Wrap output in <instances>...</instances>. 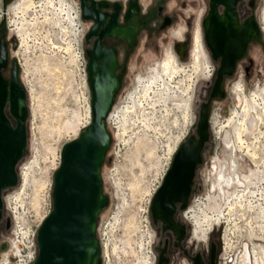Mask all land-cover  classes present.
<instances>
[{
	"label": "rangeland",
	"instance_id": "1",
	"mask_svg": "<svg viewBox=\"0 0 264 264\" xmlns=\"http://www.w3.org/2000/svg\"><path fill=\"white\" fill-rule=\"evenodd\" d=\"M20 1L2 0L0 3V12H6L5 17L3 16L4 21L1 23V30L8 38V58L14 59L18 65V79L26 90L25 98L28 108V117L25 124L27 149L15 168L18 174L19 168L22 165H27L28 162H35L37 167L34 173L31 172V168L26 171L29 173L28 185L25 186V190L27 189L26 192L24 190L25 195L23 196L24 192L20 195L22 201L18 204L15 201V197L23 190L21 189L19 192L18 185L7 189L6 193L3 194V201L5 197L15 196L18 193L11 202L16 205V209H19L18 212L20 211L23 217L22 220H25V223L32 224L38 218L41 220L48 209L44 207L45 204L48 206L47 195L50 189L48 194L45 190L39 192V189L43 182L52 178V171L49 170V167L52 166L53 157L60 151L63 143L77 135L78 128L81 127L84 120V94L79 86L76 77V65L73 63V55H71L75 52L76 39L80 36L81 31L77 32L73 27L74 23L71 24L64 15L55 16L51 14V10L45 7L47 0H33L35 3L41 4V7H35L36 11L26 17L27 23H25V21H21L23 20L22 15L16 11ZM66 1L74 5L77 2L76 0ZM174 2L175 0H167L165 5L170 8ZM255 6L253 11L261 30V37L248 47V55L251 57L250 61H252L251 83L243 84V89L245 93H250L247 96H250L251 93L264 96V88L259 91L252 89L256 83L261 84L264 82V0H257ZM176 13L182 17L179 10L176 9ZM180 21V18H177L174 26L166 34L155 37L150 41V44L144 47L139 43L130 52L124 65L126 67L124 82L118 93H116L113 102V109L116 111H123L125 107H129V110L123 116L124 120H120V111L116 115V120L112 121V125L109 124L108 128L106 127L112 138L109 148L106 149L104 161L100 164L101 192L108 196V204L99 213L100 227L106 229L108 247L111 250L113 247L118 249L122 247L119 255L111 253L109 264H136L144 253L148 254L151 237L144 228V225L148 227L147 221H144V211L145 203L151 191L150 188L156 184L164 169L168 147H171L177 138L184 134L185 130H187L185 132L186 136L193 132L198 108L196 105L198 101L196 90L201 78L204 79L203 71H205L203 67L202 71L198 73L191 72L194 65L192 61L195 46L194 34L199 30L196 24L190 35L189 50L187 49L181 60L176 56L180 61H178L180 65L177 68L184 71L176 72V75L174 74L168 78L170 80L165 78L163 79L164 82L162 80L158 85H154L151 91L144 93L147 96L136 94L134 105L128 101V96L134 92L135 88H138L135 81L137 77L144 78L147 75V68L150 69L156 65L159 72L162 70L161 68L167 58L164 57V54L167 51L171 52L170 44L174 42L173 37L175 36H171L172 31L175 33L182 28ZM14 22L19 23V29L15 30L14 24H12ZM8 24L10 31L6 30ZM15 33L20 35V39L14 36ZM163 36L166 37V42L161 39ZM203 47L205 53L208 54L210 63L203 58L202 65L205 66L207 63L206 66L209 67L212 63L204 42ZM257 68H262L263 73L255 75ZM164 83H166L165 89L168 88V91L163 90L162 93L165 94H162L161 90ZM230 89L231 87H227L225 84L224 99L216 100L210 104L208 119L212 122L216 119L225 120L216 123L217 130L221 124H225L226 120L232 116L235 108H238L234 104V97ZM190 97L191 115L188 122H186L184 120V105ZM139 103L141 104L139 105ZM191 120H194V122L192 126H189ZM212 122L210 126L215 127ZM252 142L254 150L258 149L261 143L264 144L261 137ZM220 144L219 136L212 132L203 155L202 160L204 163L207 162L210 165L216 161L215 159H223L224 153ZM254 145L257 147L255 148ZM262 155H264V150ZM247 157L244 155L239 163L251 168L252 164ZM256 159L253 160L255 164H257ZM209 169L203 167L204 172L202 173L207 176L205 173L208 170V176L211 178L212 174H210ZM258 174V172L252 170L248 176L251 189L255 187L253 180L258 177ZM199 201H189L191 203L190 207L196 203L192 207L194 213L198 212ZM9 205L11 206L10 203ZM4 214L9 216L8 212ZM233 219L235 226L238 227L237 229L232 224L228 227L226 224H221L218 227V257L220 264H226L242 248L243 244L248 242H251L250 248L255 247L264 258V240L257 241L256 239L247 238V230L257 228L259 224L253 219L252 213H239ZM198 235H200V232ZM223 235L224 240L220 238ZM261 235L263 236L264 232L256 229V236ZM2 236L9 239L14 238L9 231L8 233L0 231V241L3 239ZM200 241L204 240L200 239Z\"/></svg>",
	"mask_w": 264,
	"mask_h": 264
},
{
	"label": "water",
	"instance_id": "2",
	"mask_svg": "<svg viewBox=\"0 0 264 264\" xmlns=\"http://www.w3.org/2000/svg\"><path fill=\"white\" fill-rule=\"evenodd\" d=\"M81 18L93 17L88 11L101 2L92 0H77ZM134 0L129 1V5ZM212 16L209 14L202 21L203 42L206 49L215 59L219 56L215 80L209 90V99L221 97L218 84L221 76L231 73L234 61L242 54L250 35H256L255 25L250 30L236 27L231 22L227 29L217 31ZM226 27V26H225ZM129 39L122 29L104 31ZM132 35V31L129 32ZM101 35V34H100ZM4 39L0 38V70L6 64ZM176 43L173 51L181 60L184 50ZM180 48V49H179ZM89 55L88 84L90 90V121L75 138L62 144L59 151V164L52 173L50 188L49 212L40 221L36 229V256L29 264H100L98 242L95 237V227L99 213L107 204L101 186L100 164L104 161L106 149L109 148L111 136L105 127V117L112 105L113 93L119 87V77L114 76L116 57L114 49L101 47L97 38ZM17 63L11 64L10 78L7 82L0 74V193L2 190L15 186L16 163L23 157L26 148V120L28 108L26 90L17 78ZM5 102L8 103V113L14 118L15 124L10 123L3 112ZM196 121L192 134L182 140L171 158V165L163 175L162 182L153 193L149 212L153 221L159 220L162 227L172 230L181 227L173 223L171 215L174 203H181L183 208L187 202L189 187L192 183V173L200 163L202 145L208 139L207 105L199 104ZM1 208V197H0ZM2 210L0 209V218ZM9 217L6 218V229L9 228ZM178 236L177 238H179ZM5 242L0 244V251L6 249ZM213 246L210 248L211 263ZM156 264H165L163 255L159 254ZM194 264H200L195 257Z\"/></svg>",
	"mask_w": 264,
	"mask_h": 264
},
{
	"label": "flooded vegetation",
	"instance_id": "3",
	"mask_svg": "<svg viewBox=\"0 0 264 264\" xmlns=\"http://www.w3.org/2000/svg\"><path fill=\"white\" fill-rule=\"evenodd\" d=\"M29 1L30 0H24L23 3L27 5ZM58 1L59 0H54L52 4L54 5ZM92 1H94L95 3L96 2L102 3L100 8H96V4H94L91 7V9L88 11L93 16L97 17L98 22H96V20H94L93 17L81 18V25H80L82 27L80 41H81V48L83 51L82 55L85 61L84 82H86L87 91H88L87 96L89 97V101H90V96H89L90 90H89V84L87 82L88 71L86 68L88 64L89 55L86 52L92 50L97 38L99 40V44L101 47H106L107 49L110 50L111 48L114 49V53L116 57L117 65L116 68L114 69L113 74L114 76L119 77V79L117 80L119 81V87L117 91L113 93V98H112V105H113L114 99L116 97V93H118L124 82L123 79L125 78V71H126V67L124 65L126 64L130 52L133 49H135L139 45V43H141L142 47L150 44V41L153 40L155 37L159 35L160 36L164 35V33L166 34L171 29V27L174 26L175 24L174 22L177 20V18L178 19L180 18L181 20L180 23L182 24L180 26H182V28H180L175 33L174 31H172L171 36L174 35L176 38L173 37L174 42L170 44L171 52L167 51L164 54V57L165 56L167 57L166 59L168 58L171 59L175 66L176 65L179 66L180 65L178 63L179 60L177 59L178 56L172 50L174 45H176V43L181 44L180 48H182L181 50H184V54H186L190 43V38H191L190 35L192 33V29L195 26V24L199 29L198 32L194 34L195 46L192 53V61L194 63H197L198 64L197 67H199V69H197L195 73L202 71L203 67H204L203 70H205L203 71L204 79L201 78V82L199 83L198 88L196 90L198 97V101L196 105L198 106V108L200 106L199 104L201 103H206L207 105L206 119L208 126L207 127L208 139L204 142V144L202 145V149L200 151L201 161L199 165H196L194 169V173H192L193 175L192 183L191 186L189 187L190 190L187 196V202L183 208H181V203H174L173 213L170 216L173 223L177 224L178 227H181L180 229L181 234L178 231L179 228H176L174 230L170 228L163 229L162 223L159 222L158 219L153 221L152 218H150L149 203L151 202L152 196L148 202V211L146 218L148 219V226L150 228V232H152L151 242L149 244V247L155 255L154 259H156L159 254H162L165 264H194L195 257H197L200 264H210L211 257L209 256H210V248L212 245L213 246L212 262L213 264H220L218 257L219 255L218 227L213 228L209 234L203 237L201 235V232L200 235H198L199 231L196 229L197 225L195 223L194 218L201 217L203 215L214 217V215L218 216L219 213L221 212L227 214L229 211L227 207H229L230 204L229 202H231L228 201V197L230 195L232 196L236 190L245 191L247 189L246 188L247 184L246 181L244 180V177H248L250 175V170H249L250 166L246 167L244 165H240L239 163V160L242 157H244V155L246 154L244 153L242 154V152L236 150V146H235V152H232L231 148H228L227 146L224 145L223 133L226 130H229V132H231L232 135L231 138L234 142L233 146L235 144L233 130L224 129L229 119L226 120L225 124H221L220 128L217 130L218 126H216V123L224 122L225 120L220 121L219 119H216L215 121L212 122L210 119H208L209 117L208 111L210 108V104L212 102L216 100L224 99L225 96L224 88L226 84L227 87H231L230 90L234 97V102H235L234 104L238 107L237 109L235 108L234 112L237 113L238 119L243 117L244 97L250 94L244 92L243 84H247L248 82L251 83L250 74L252 68V61H250L251 57H249L248 55V50H249L248 47L252 42H254L255 40L256 41L259 40L261 37V33H260L261 30L258 26L257 23L258 21L256 20L257 17L255 16L253 11L254 8L256 7L255 5L257 4V0H175L174 4L170 8H167L165 5V2L167 0H147V1L134 0V3L130 5H129L130 0H92ZM46 6L49 7L48 1L46 3ZM175 8L180 11L182 17L176 13ZM31 14L32 13H29V16ZM209 14L212 16L213 19L212 22L214 23L217 31L219 30L221 31L222 28L227 29L228 27L227 24L231 22H233L236 25V27L242 28L243 30H245L246 28L250 30V25L253 24L255 25L257 31L255 33L256 35H250L248 41L245 44V47H243L244 50L242 54L236 61H234V65L231 73L228 75L221 76V79L218 84L219 87L218 90H220V93L222 94L221 97H212L210 99H209V90L216 78L215 77L216 69L220 59L219 56L213 59L208 49L205 48L209 53L211 63L213 65L211 64V66L209 67L206 66L207 63L205 64V66L202 65L203 58H205V60L208 63H210L208 54L205 53L203 49L204 47L202 42L203 39L202 21H204V19L207 18ZM114 29L124 30V34L127 36L129 40L126 41V39H124L123 36L116 37L115 35L100 33V31L112 32L114 31ZM130 31L133 32L132 35H130L129 33ZM1 37H3L4 39L3 44L6 52V56H5L6 64L5 67L1 68L0 74L1 77L8 82L10 78L11 64L14 59L8 58L9 56L8 43H7L8 38H6L5 35L3 34V30H1V22H0V38ZM161 39H163L164 42L167 41L166 37L164 36ZM192 42H193V35H192ZM17 69H18V65H17ZM156 69H158L157 65L151 67L150 69L147 68V75L144 78H141V76L137 77L135 81L138 84V86L140 81H146V79H150V78L154 79ZM262 73H263V69L257 68L255 75L257 74L260 75ZM17 78H18V71H17ZM262 88H264V82L261 84L256 83L252 87L254 91H259ZM133 93H131L128 96L129 103H134L135 96L133 95ZM189 99L191 100V97ZM7 111H8V103L5 102L2 113H4V115L8 119L10 126H13L15 124V120ZM260 113L261 112L259 111V115ZM193 122L194 120H191L189 126H192ZM211 122L215 127L210 126ZM247 130L249 132V129ZM247 130L245 131L246 133L245 135H243V137L250 136L251 138V135L247 133ZM210 131H212L216 136L217 135L219 136L221 142L220 145L222 146L224 157L221 160L215 159L216 161L213 164L209 165L207 164V162L204 163L202 159L205 149H207V145L210 140V134L212 133ZM189 134H192V132H190ZM26 149H27V143H26L25 152ZM19 162L16 163V166L19 164ZM170 165L171 162L169 161L164 174L168 171ZM203 167L210 168L209 171L210 174H212L211 178H209L208 176L209 173L208 170L206 171L207 173H205L207 176L203 175L202 173L204 172ZM16 175H17V171H16ZM161 182L162 180L160 181L158 187L160 186ZM7 189L2 190L0 193V197H1L0 209L2 210V215L0 218V231L8 233L10 228L9 222L11 221L10 220L8 221L9 228L7 230L5 227L6 226L5 222L8 216L4 214L6 210L4 207V201L2 200L3 194L6 193ZM209 197L215 199L214 206L212 202H208L207 205L204 206L198 205L197 206L198 212L194 213L193 212L194 209H192V207L196 203L192 204V207H190L191 203L189 201L194 200V202H198L200 199H202L201 201H199L200 204H202ZM191 215L193 220L192 222L194 223L193 225L189 220V217H191ZM4 236H2L3 239L0 241V244L4 242L3 241ZM178 236L180 237L177 238ZM200 239L204 241H200ZM245 247H247V249L249 250V244L248 243L243 244L242 248L240 249L239 255L237 257L236 264H238L241 255H243ZM250 264H252L251 260H250Z\"/></svg>",
	"mask_w": 264,
	"mask_h": 264
},
{
	"label": "bare ground",
	"instance_id": "4",
	"mask_svg": "<svg viewBox=\"0 0 264 264\" xmlns=\"http://www.w3.org/2000/svg\"><path fill=\"white\" fill-rule=\"evenodd\" d=\"M23 1L24 0L20 1V3L18 4V6L16 8V11L22 15L23 20H21V21H23V22L25 21V23H27L26 17H29V13H33L34 11H36L35 7H37V8L39 6L41 7V4L35 3L33 0H30L29 3L26 5L23 3ZM47 1H48L49 7H47L46 5H45V7L51 10V12L49 11L51 14H54L55 16L62 14L66 18H68V20L70 21L71 24H73V23L75 24V21L73 19H74L75 15L78 16V13H77L78 9L74 4L67 2L66 0H62L61 2L58 1L53 5L52 2L54 0H47ZM45 7H43V8H45ZM47 13H48V11H47ZM3 14L5 15L6 12H4ZM16 18H17V16H16ZM12 24H14L15 30L19 29L18 28V26H19L18 22H14ZM6 30L10 31L9 24H8V28H6ZM14 36L18 37L20 39V35L18 33H15ZM197 66H198V64L194 63V65L191 68V72L195 73L197 71V69H199V67H197ZM161 69L162 70L160 72L158 71L159 69H156L154 79L150 78V79H146V81H140L138 88H136L137 91L135 90L133 95L135 96L136 94H140V95L147 96L144 93L148 92L149 90L151 91L152 87L154 88V85H158V83L165 78H167V80H170L168 78H170L176 72L184 71L183 69L177 68V65L175 66L174 63L172 62V60L169 58L166 59V61L164 62ZM163 82H164V80H163ZM166 83H168V82H166ZM166 83H164V85L162 84L164 86L163 88L159 86L160 88H162L161 93L163 90L168 89V88L165 89ZM138 89H139V91H138ZM83 102H84V110H83L84 111V120H83L81 127L86 124V121H88V117H89L88 99L86 97H84ZM190 102H191V100L189 99L186 101V105H184L185 106V116H184L185 119L184 120L186 122H188V120L190 119V115H191L190 114V106H189ZM130 104H133V103H130ZM140 104L141 103H139V105ZM128 110H129V107H125L123 111H121V110L117 111L115 113V115L113 116L114 121L116 120V115L120 111H121L120 112L121 113L120 114V120H124L123 116L126 113H128ZM259 111L261 112L260 115H259ZM112 115L113 114H111L110 116L112 117ZM261 123H264V96H261V95L255 94V93H253V94L251 93L250 96L244 97L243 117L238 119L237 113L234 112L232 114V116L229 117V120L226 123V126L224 128V129H232L233 130L234 139H235L234 146H233L234 142L231 138L232 135H231V132H229V130L224 131L223 141H224L225 146L232 149L231 150L232 152H235V146H236V150H238V151L242 152V154L244 153V154H246V156H248L247 158L249 159L250 163L252 164L250 169L254 170V172L256 171L259 173L258 177H256L253 180L256 185L254 184V186H255L254 189H251V187L249 186V180H248L249 178L244 177V180L246 181V184H247V187H246L247 189L245 191L236 190L232 196L230 195L228 197V201H231V202H229L230 203L229 207L226 206L229 209L227 214H224L221 212V213H219L218 216L214 215V217L206 216V215H203L201 217H195L194 220H195V223L197 225L196 229L199 232H201V235L203 237H205L207 234H209L213 228H215L221 224H226L227 227L230 224H232V226H235L236 224H235L233 218L236 215H239V213L243 214L244 212H251L253 219H255L256 222H258L259 224L257 225V228L255 227V228H250L247 230V238L256 239L257 241L260 239L264 240V235L263 236L261 235L259 237L256 236V229L260 230V232H264V155H262V151L264 150V144L261 143V145L258 146L259 147L258 149L256 148L257 146L254 145L256 148L255 150L253 149V144H252L253 143L252 141L258 140L259 137H261L262 142L264 141V135H261V130H259L261 128V126H260ZM256 127H257V129H256ZM80 128H78L76 136H78L79 132L81 130H83ZM246 128L249 129V132ZM246 130H247V133H249L251 135V138H250V136H247V137L245 136L246 138L243 137V135H245V133H246L245 132ZM185 132H187V130H185ZM185 132H184V134L181 135V137L177 138V140L172 144L171 147H168L167 160L172 158V155L175 152L174 147L179 145L178 143L181 142L180 139L182 137L185 138L184 137V135L186 134ZM220 133H221V131H220ZM252 134H254V136ZM254 158L255 159L257 158L256 159L257 164L254 163V161H253ZM57 163H58V153L56 154L55 158L53 157L52 166L49 167V170L52 171V173L55 170V168L57 167L56 166ZM36 167H37V165L35 164V162H28V164L25 166L22 165L19 168V172L17 174V180H16V184H15V186L18 185L19 192L21 191V189H23L22 192L19 195H17L18 194L17 193L16 194L17 196L15 195L16 197L11 195V196H7L4 198V207H5L6 212H8V215L10 217V221L15 220V221H18L19 223H21L23 221L22 220L23 217L20 214V211L18 212L19 209H16V205L14 204L15 205L14 206L13 203L11 202V200L14 199V197H15V201L17 202L16 204H18V202L22 201L21 200L22 197L20 195L24 192L25 186L28 185L29 173L26 171L30 170V168H31L32 169L31 172L34 173ZM41 171L43 173H45L44 170L41 169ZM47 173H48V171H47ZM116 183H117V181H116ZM15 186H13L11 188H14ZM50 186H51V180L49 178L47 181H45V182H43V184H41V188L39 189V192L45 190V192L47 191V194H48ZM11 188H9V189H11ZM26 190H25V192H26ZM25 192H24L23 196L25 195ZM37 194H39V193H37ZM47 198L49 201V194L47 195ZM31 199L33 200V197ZM208 202H212L213 206H214L215 199L209 197L208 199H206V201L204 203H202L200 205H202V206L207 205ZM9 203L11 204V206L9 205ZM98 217H99V215H98ZM189 220L193 225L194 223L192 222L193 221L192 215H191V217H189ZM144 221L145 222L147 221V223H148L147 218ZM144 228H145L147 234L151 237L152 232H150L149 226L147 227V225L146 226L144 225ZM235 228L237 229L238 227L235 226ZM224 229H226V227H224ZM15 232H16V235H15L16 237L13 239H10L9 250L6 251V252H8V256L12 257L13 259H15L16 257L19 258L21 256V250L23 249L24 245L26 246V244L23 242V239H22L26 236V232H23L21 235L22 241H21L20 237L17 236L20 233H18L17 231H15ZM222 238L224 240V238H225L224 235ZM248 244H249V250L247 249V247H245L244 253H243V255H241L238 264H250V260H251L252 264L253 263L254 264H264L263 255H261V253H259L255 247H252L251 251H250L251 242H248ZM121 250H122V247H120L119 249L116 247H113L111 250V253L119 255ZM239 252H240V250H238L237 253L234 255V257L231 258L230 260H228V262H226V263L227 264H236ZM251 253H252V256H251ZM262 253H263V251H262ZM152 258H155V255H154L153 251L151 249H149L148 254L146 255L144 253L142 255V257L139 258V261L136 264H153ZM20 261H21V259H19L18 261H13L12 263H10V260L7 259L6 261H4L3 255H0V264H2V263L3 264H21Z\"/></svg>",
	"mask_w": 264,
	"mask_h": 264
},
{
	"label": "built area",
	"instance_id": "5",
	"mask_svg": "<svg viewBox=\"0 0 264 264\" xmlns=\"http://www.w3.org/2000/svg\"><path fill=\"white\" fill-rule=\"evenodd\" d=\"M75 6L78 9V12H77L78 16L77 15L74 16L73 20L75 21V24L73 25V27H75V30L77 32H80L81 31V27H80V25H81V17H80V13H79L80 10H79L78 2H75ZM3 16H4L3 12H0V22L4 21ZM77 28H80V29L78 30ZM80 39H81V32H80V36L76 39V46L77 47L75 49V52L71 53V55H73V63L76 65V68H75L76 69V77H77V80L79 82V86L82 88V93L84 94L83 96L88 99V103H89V97L87 96V94H88L87 86H86V82H84L85 81V68H84L85 61H84V57L82 55L83 51H82V48H81ZM84 97H83V99H84ZM113 107H114L113 105H111V107H109L110 110L108 111V113H107V115L105 117V120L103 121V123H105V127H107V128H108L109 124L112 125V121H114L113 116L118 111V110L116 111L115 109L113 110L112 109ZM111 114H113L112 117L110 116ZM88 121H90V110H89ZM88 121H86V124L84 126H82L80 129H83L85 126H87ZM260 126L262 128L261 129L262 130L261 131V135H264V123H261ZM109 136H111V134ZM185 136H186V134L184 135V137ZM75 137H73V138H75ZM111 138H112V136H111ZM180 140L182 141V140H184V138L182 137ZM174 148L176 149V146ZM175 149H174V151H175ZM57 153H58V163H57V165H58L59 164V160H60L59 151ZM169 161H171V159L165 160L164 169H163L162 173L159 175L160 177L158 178V181H156V184L152 188H150L151 191L149 193L147 202L145 203L146 206H145V211H144V219H146V216H147L148 202H149L151 196L153 195V193L156 191L155 189L158 188V185H159L160 181L163 178L162 175L164 174L165 169H166ZM104 195H106V194L104 193ZM106 197H107V204H108V196L106 195ZM2 200H3V198H2ZM49 206H50V199L48 201V206H47V204H45L44 208L46 209V207H47L48 209H47L46 213L44 214V216L41 218V220L49 212V209H50ZM105 207H106V205H105ZM99 218L100 217H98L96 219L97 222H96V227H95V232H94L95 237H96L97 242H98L99 258H100L99 262H100V264H109V262H110L109 260L111 259V255H112L111 254V248L108 247L109 243H108V240H107L108 239L107 238V234L105 232L106 229L100 227ZM39 219L40 218H38V220L32 222V224L25 223L24 222L25 220L21 222L22 224L19 223L18 221H15V220L9 222V224H10L9 233L12 234V237H14V238L16 237L15 236L16 235L15 231H17L18 233H20L17 236L20 237V239H21L22 233L26 232V236L24 238H22L23 242L26 244V246L24 245L23 249L21 250V256L19 258L16 257L15 259H13L12 257H9L8 256V252H6L7 250H9L10 239L4 237L3 241L7 244V247H6V249L0 251V255H3V260L4 261H6L8 259V260H10V263H12L13 261H18L19 259H21V261H20L21 264H29L30 262L33 261L34 257L36 256V251H35L36 246H35V237H34V235L36 234V229L39 226L40 221H41ZM9 220H10V217H9ZM219 226H217V227H219ZM220 238H222V237L220 236ZM22 239H21V241H22ZM152 259H153L152 263L156 264V259H154V258H152Z\"/></svg>",
	"mask_w": 264,
	"mask_h": 264
},
{
	"label": "trees",
	"instance_id": "6",
	"mask_svg": "<svg viewBox=\"0 0 264 264\" xmlns=\"http://www.w3.org/2000/svg\"><path fill=\"white\" fill-rule=\"evenodd\" d=\"M1 2H2V0H1ZM1 23H2V21H1Z\"/></svg>",
	"mask_w": 264,
	"mask_h": 264
}]
</instances>
